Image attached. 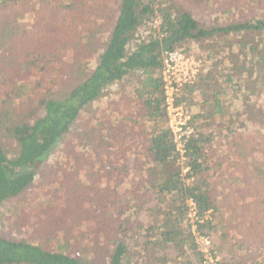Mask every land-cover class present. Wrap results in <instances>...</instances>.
I'll list each match as a JSON object with an SVG mask.
<instances>
[{"label":"trees","instance_id":"16d2710c","mask_svg":"<svg viewBox=\"0 0 264 264\" xmlns=\"http://www.w3.org/2000/svg\"><path fill=\"white\" fill-rule=\"evenodd\" d=\"M188 2L0 0L1 219L50 179L59 146L87 152L61 166L69 208L48 209L44 231L0 230V264H264V0ZM179 52L203 67L176 98L182 151L164 80ZM112 91L116 117L97 106Z\"/></svg>","mask_w":264,"mask_h":264},{"label":"rangeland","instance_id":"374dc122","mask_svg":"<svg viewBox=\"0 0 264 264\" xmlns=\"http://www.w3.org/2000/svg\"><path fill=\"white\" fill-rule=\"evenodd\" d=\"M191 4V8L194 7L196 0H189ZM188 2V3H189ZM111 12H116L117 8L116 5L113 8H110ZM196 12H200L197 10ZM30 15L26 16V21L30 22ZM195 51L192 55H195V57H198V53L201 49L195 48ZM177 55L176 62H172L170 60H165V71H164V80L166 82V88L167 92L170 96L174 98L176 101L177 97H180L182 95V89L186 84H189L190 81H193L194 74L196 71L201 70L202 62L199 61V63H195V60H197L195 57L192 58L189 55H186L185 53L179 52ZM220 59H226L225 55H220ZM198 69V70H197ZM264 98V93H263ZM117 94L115 91H112L109 95H107L104 99H102L98 104V110L103 112L105 114H109L110 116L116 117L119 114H122V112H125V108L118 105L117 101ZM189 105V104H188ZM186 105V106H188ZM183 108L182 112V119L186 121L185 125L182 128V131L179 133L185 134V132H188L190 129L189 127V120L191 118V114L188 113L190 111V107L187 109L184 105H181ZM258 107H256L255 104H253V109L257 110ZM122 116V115H121ZM175 118H179L177 114L173 111L169 112V119H170V126L173 124V126L176 128L177 126V120ZM83 124H86L83 123ZM68 144L74 143L72 139L67 140ZM66 143V142H65ZM63 145V144H62ZM72 150L70 153H68L65 150L64 146H59L55 150V155L53 157L52 162H54V165H57L53 168V173L50 175V179L47 178V175H42L41 178L37 181V184L35 188L32 190L30 195H28L26 198H24L22 201L19 202L21 209L18 211L17 214L9 216L8 220H2L0 217V230L4 232L5 235H11V234H18L17 226H22V230L24 232L32 233L36 230H43L44 231V222L46 219V211L49 209L56 210L59 209V213H64L65 207L69 208L67 204V198L71 195L70 189L67 188L65 191L61 190L58 191L55 194V190H57L58 185L56 184L57 175L60 172L61 166H72L73 165V157H75L76 154H79L81 158H84L86 156V151L81 150V146H75V148L71 147ZM93 153H98L100 156H98V160H95L97 165H92V169L96 170L97 172H101L104 175L107 173V165L108 162L106 160V156H102V154L106 155V148L102 145V143H95L90 149ZM78 156V155H77ZM122 159H125L122 158ZM127 160V159H126ZM78 167V168H77ZM76 170L77 172L83 170L82 166H77ZM105 168V169H104ZM92 170V171H93ZM78 174V173H77ZM91 175V174H89ZM83 175H81L82 177ZM67 178H65V181ZM90 190H93L94 196H96V192L94 191L93 187L90 188ZM95 192V193H94ZM55 194V195H54ZM96 198V197H95ZM95 203L100 205L99 199H95ZM54 199V200H53ZM53 200V204H50ZM83 212H86L83 210ZM19 224V225H17ZM91 228L96 232H100V226H97L95 224L90 225ZM200 246L205 250V252H208L207 246L209 242H205V240H199ZM105 255L101 256V259H104Z\"/></svg>","mask_w":264,"mask_h":264},{"label":"built area","instance_id":"2783aa9c","mask_svg":"<svg viewBox=\"0 0 264 264\" xmlns=\"http://www.w3.org/2000/svg\"><path fill=\"white\" fill-rule=\"evenodd\" d=\"M165 60H170L172 62H176L177 55L174 53L165 55ZM165 67H166V64H165ZM166 92H167V88H166ZM167 103H168V111L169 112L170 111L175 112L177 114V116L179 117L178 119L175 118L177 120L176 128L173 126V124H171V128H172L173 132L175 133L177 142L179 143V149L182 151L183 145L181 144V139L185 134L189 133V131L185 132V134L179 133L180 131H182V128L186 123V121L182 119L183 108H182V106L176 105V101L174 100V98L172 96H170L168 94V92H167Z\"/></svg>","mask_w":264,"mask_h":264}]
</instances>
